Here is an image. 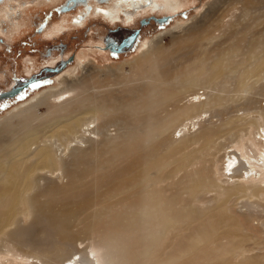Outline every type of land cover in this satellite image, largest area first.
Wrapping results in <instances>:
<instances>
[{"label": "bare ground", "instance_id": "6f19581e", "mask_svg": "<svg viewBox=\"0 0 264 264\" xmlns=\"http://www.w3.org/2000/svg\"><path fill=\"white\" fill-rule=\"evenodd\" d=\"M153 1L114 0L97 11L130 18L152 8ZM87 7L89 14L92 6ZM226 11L191 51L182 49L198 38L196 28L174 38L170 48L157 36L137 62L141 73L131 75L146 78L144 91L130 92L127 101L110 85L94 92L90 81L69 85L63 79V90L42 98L44 115L33 105L0 122V264H173L189 231L194 264L240 255L236 240L243 230L228 213L249 212L252 204L264 207V89L247 82L254 72L264 78V43L242 27L243 11L230 19ZM80 13L71 24L85 23ZM218 106L228 108L215 115ZM181 118L190 121L177 137ZM192 126L199 128L190 135ZM225 131L226 147L215 140ZM186 140L200 143L194 158L209 157L213 173L209 166L191 172L193 152L176 157ZM225 149L230 150L222 168L227 174L218 167ZM180 168L186 169L180 187L167 193L162 184ZM200 193L210 194L204 205ZM100 203L79 221L93 240L88 252L76 245L67 213ZM189 209L191 222L183 225L178 213ZM254 256L234 263L257 264Z\"/></svg>", "mask_w": 264, "mask_h": 264}, {"label": "rangeland", "instance_id": "374dc122", "mask_svg": "<svg viewBox=\"0 0 264 264\" xmlns=\"http://www.w3.org/2000/svg\"><path fill=\"white\" fill-rule=\"evenodd\" d=\"M110 1L112 0L108 2ZM154 1L150 4L152 8L141 9L135 14L134 17L138 21L131 26H124L121 23H110L104 18L97 17L100 14L94 15L93 13L88 16L86 23L78 26L71 24V21H69L72 13L78 7L72 10L68 8H66L68 10L60 9L66 0H0V122L29 109L33 105H37V112L44 115L46 106L40 104L42 98L47 93L63 90L66 86L62 81L63 79H68L69 85L74 84L76 81H90L91 84L88 88H91L94 92H104L106 85H110L113 87L115 94L122 95L120 99L127 101L129 98L127 96H129L130 92L144 91L143 87L145 86L146 78L137 77L133 79L134 76L131 75L141 73L138 69L140 63L137 62L141 60V57H143L146 50L149 49V45L157 36L160 35L161 43L170 48L173 45L174 38L185 36L190 31V28L191 30L196 28L194 32H196L195 37L198 38L191 39L190 42L184 44L187 47L182 49L183 52L191 51L197 42H204V40L201 41L200 37L210 28L215 18L226 10V19H230L235 13L239 15L243 11L242 27L247 32L252 31L258 36L261 35L264 43V0H236L237 2L234 1L235 4H231L229 2L231 0ZM154 3H158L159 6L154 8ZM94 4L96 3L93 2ZM64 12L68 13L64 15ZM163 14L174 15L163 23L152 18V15L160 16ZM231 14L233 15L231 16ZM141 19H146V23L141 25ZM65 21L68 24L63 29ZM56 27H59L58 31H56ZM118 27L120 28L117 30L119 36H122V31H128L133 27H140V32L130 48L112 51L108 47L107 35L111 29ZM65 30L66 32H64ZM103 38L104 40H102ZM55 46L57 50L55 49L54 53L50 54V48ZM242 47L245 51L244 54L247 53L250 49L249 40L244 42ZM258 50L261 51V49ZM62 60H65V63L46 79L39 81L38 84L30 86L19 94L5 93L15 83L16 78L31 76L33 72L43 71L42 67H53ZM255 60L261 61L262 58L256 56ZM121 76L127 77L126 83L120 79L122 78ZM236 77H238V74ZM247 82L258 90L264 89V78L256 72L248 75ZM171 108L172 106H169L165 109L160 117H164L171 111ZM226 108L228 107L218 106L215 115H217L218 111H223ZM121 112L123 114L128 113V107L126 106ZM207 115L212 116L210 113ZM189 121L181 118L177 122L176 127L178 128L175 136H180L182 132L180 133L179 130ZM213 121L216 122L217 120L214 119ZM213 126L214 124H212ZM198 128L193 129L192 126L189 130L190 135ZM49 134L50 132L46 136ZM226 139L227 131L223 132L220 137L215 138L218 143L224 142V147L230 144L229 141L226 142ZM199 145L200 143H191V140H186L176 157L186 152H193L194 155L191 157L190 166L191 172H194L197 168L200 170L205 166H209L208 170L213 173L216 170V165L212 164V161L208 162L209 157L194 158V156H198L195 151ZM53 146L55 153L61 151L57 144ZM226 151L230 150L225 149L219 152L220 161L218 162V167L225 174L227 172L222 168H224V164L228 166ZM172 160L173 158L169 159V161ZM185 171V168H180L172 178H166L168 182L162 184V186H168L167 193L171 192L172 194L175 190H178L180 186H177V183L185 176ZM222 178L228 180L227 176H222ZM200 194L199 203L201 205L211 199L210 194ZM111 201L118 204L115 198L111 199ZM211 202L212 204L216 203L215 200H211ZM101 206L102 204L100 203L94 208L85 210L69 209V213H67L71 222L70 229L77 236L76 245L79 248L86 247L88 252V247L93 240L90 238L91 234L83 227L85 222L80 223L79 221L86 216H90L91 213H94ZM226 207L228 210L230 209L229 201L226 202ZM228 214L238 221L240 231L243 230L242 238L239 239L238 237L236 240L241 245L238 249L240 255L234 257L229 253L220 260V263L226 261L225 264H235L238 261H249L255 255L254 258L258 262L257 264H264V207H257L252 204L249 212L242 213L232 208ZM180 215L181 224L186 225L191 222V209L185 211V213H178V216ZM190 234L191 231L183 239L184 243L177 246V257L174 259L173 264H185L188 261L190 264H194L191 262ZM184 245L185 253L181 251ZM0 247L3 248L2 241L0 242ZM243 255L248 257H243ZM161 259L164 260V257ZM220 263L211 261L208 264Z\"/></svg>", "mask_w": 264, "mask_h": 264}, {"label": "flooded vegetation", "instance_id": "af4514ba", "mask_svg": "<svg viewBox=\"0 0 264 264\" xmlns=\"http://www.w3.org/2000/svg\"><path fill=\"white\" fill-rule=\"evenodd\" d=\"M67 1H71V0H66V2ZM109 0H87V1H84V0H74V1H71L70 3H72V8H68V9H74V8H77L78 7V9H80L79 11H78V9L76 10V11H74L73 13H72V16H71V18H70V21H72V19L74 20V18L77 16V14L78 13H80L78 16H84V18H86L87 17V19H86V21H85V23L87 22V20H88V16L89 15H91L92 13L94 14V15H96V14H100L99 13V11H97L98 9H100L101 7H107V6H110L111 4H112V2L114 1V0H112V1H110V2H108ZM93 2H95L96 4H94L93 5ZM108 2V3H107ZM88 4H90L91 6H92V9H91V12L88 14V12L90 11V10H88ZM71 7V6H70ZM61 9V8H60ZM68 9H66V10H68ZM102 9V8H101ZM66 13H68V12H64L63 14L65 15ZM137 13V12H136ZM135 13V14H136ZM105 16V17H104ZM126 15L124 14V13H122L121 12V14H120V16L118 17V16H116V15H114V17L113 16H111V18H110V16H106V15H103L102 13L100 14V16H97V17H101V18H104V19H106L107 21H109L110 23H113V24H118V23H121V24H123L124 26H131L132 24H134L136 21H138V19L136 18V17H134L135 15H133V16H131L130 18H127V17H125ZM116 17H118V18H116ZM136 18V19H135ZM123 19V20H122ZM142 20V19H141ZM141 20H140V23H141ZM124 22V23H123ZM146 23V19H145V22L144 23H141V24H145ZM126 24H129V25H126ZM74 25V24H73ZM82 26V25H81ZM118 29H120L119 27L118 28H115V29H111L110 30V32L108 33V35H107V42H108V47L112 50V51H121V50H124V49H126V48H128V47H121L120 48V46H119V44H121V42H122V40H124V39H126L127 38V36L128 35H130L134 30H137V34H136V37L138 36V34H139V32H140V27H133V28H130L128 31H122L123 33H122V36H119L118 34H117V30ZM64 32H66V30L64 31ZM136 37H135V39H136ZM102 40H104V38L102 39ZM115 42V43H114ZM57 47L55 46V47H51L50 48V50H49V52H50V54H53L54 53V51H55V49H56ZM130 48V47H129ZM57 50V49H56ZM47 59V58H46ZM48 60V59H47ZM61 62V61H60ZM56 66V65H55ZM45 67H47V66H45ZM45 67H42L43 69L45 68ZM52 67V66H51ZM54 67V66H53ZM41 68V69H42ZM39 73H41V71L39 70V71H37V72H33V74L32 75H38L37 76V78L35 79V80H33L32 81V83H30L27 87H25V88H21V89H19L17 92H15L14 94H19L21 91H24L25 89H27V88H29L30 86H32V85H36V84H38L39 83V81H42L43 79H46L48 76H50L53 72H50V71H47L46 72V70L44 71V73L42 72V75H39ZM31 75V76H32ZM55 78V77H54ZM53 78V79H54ZM16 79H18V78H16Z\"/></svg>", "mask_w": 264, "mask_h": 264}, {"label": "water", "instance_id": "95a60500", "mask_svg": "<svg viewBox=\"0 0 264 264\" xmlns=\"http://www.w3.org/2000/svg\"><path fill=\"white\" fill-rule=\"evenodd\" d=\"M71 1H67L65 2L61 9L64 10L66 8H69L70 6H72V3H70ZM173 14H163L160 16H152V18L160 23L172 18ZM145 20L142 19L141 23H144ZM137 34V30H134L130 35L127 36L126 39L122 40L121 44H119L120 48L121 47H131L133 45V42L135 40ZM115 43V42H114ZM65 63V60H62L61 62H59L56 66L54 67H45L43 69V71H41V73H39V75H42V72L44 73V71H50V72H55L56 70H58L63 64ZM37 74L36 75H32V76H25V77H21L18 79H15V83L11 85V87L5 91V93L7 94H13L15 92H17L19 89L21 88H25L27 87L30 83H32L33 80H35L37 78Z\"/></svg>", "mask_w": 264, "mask_h": 264}]
</instances>
